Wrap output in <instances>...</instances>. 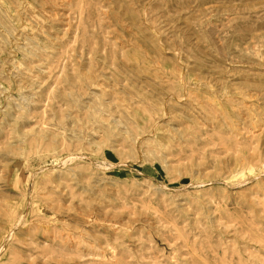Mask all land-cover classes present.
Segmentation results:
<instances>
[{
  "label": "rangeland",
  "instance_id": "1",
  "mask_svg": "<svg viewBox=\"0 0 264 264\" xmlns=\"http://www.w3.org/2000/svg\"><path fill=\"white\" fill-rule=\"evenodd\" d=\"M0 264H264V0H0Z\"/></svg>",
  "mask_w": 264,
  "mask_h": 264
}]
</instances>
